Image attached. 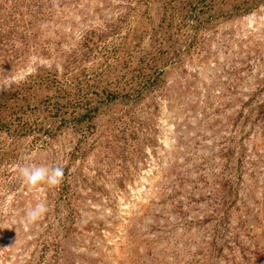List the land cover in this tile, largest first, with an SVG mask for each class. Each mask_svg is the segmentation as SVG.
<instances>
[{
	"label": "rangeland",
	"instance_id": "1",
	"mask_svg": "<svg viewBox=\"0 0 264 264\" xmlns=\"http://www.w3.org/2000/svg\"><path fill=\"white\" fill-rule=\"evenodd\" d=\"M0 264H264V0H0Z\"/></svg>",
	"mask_w": 264,
	"mask_h": 264
},
{
	"label": "bare ground",
	"instance_id": "2",
	"mask_svg": "<svg viewBox=\"0 0 264 264\" xmlns=\"http://www.w3.org/2000/svg\"><path fill=\"white\" fill-rule=\"evenodd\" d=\"M252 21V20H251ZM252 23V22H251Z\"/></svg>",
	"mask_w": 264,
	"mask_h": 264
}]
</instances>
